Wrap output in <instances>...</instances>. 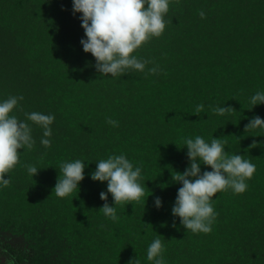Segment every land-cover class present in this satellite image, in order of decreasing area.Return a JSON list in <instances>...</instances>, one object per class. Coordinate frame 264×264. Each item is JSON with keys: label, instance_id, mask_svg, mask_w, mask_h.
Wrapping results in <instances>:
<instances>
[{"label": "trees", "instance_id": "trees-1", "mask_svg": "<svg viewBox=\"0 0 264 264\" xmlns=\"http://www.w3.org/2000/svg\"><path fill=\"white\" fill-rule=\"evenodd\" d=\"M165 20L164 33L134 53L148 62L144 72L100 77L72 0H0V100L23 96L14 113L21 120L33 111L55 117L49 147L32 125L35 143L19 150L0 190V234L11 239L0 253L15 264H153L146 254L156 238L166 264H264V132H245L251 118L264 119V105L249 102L264 91V0H170ZM223 106L235 111L213 112ZM196 136L221 138L256 167L244 193L213 198L207 234L186 233L172 215L182 186L172 174L190 166L184 142ZM120 154L141 167L145 195L117 205L112 221L99 212L107 184L91 173ZM76 159L86 163L85 179L59 198L60 167ZM107 203L114 206L110 194Z\"/></svg>", "mask_w": 264, "mask_h": 264}, {"label": "clouds", "instance_id": "clouds-1", "mask_svg": "<svg viewBox=\"0 0 264 264\" xmlns=\"http://www.w3.org/2000/svg\"><path fill=\"white\" fill-rule=\"evenodd\" d=\"M169 5L170 0H72L73 14H79L86 37L80 43L83 51L95 58V68L100 77L122 76L129 71L144 72L148 62L138 59L134 53L152 38H159L164 33ZM200 15L203 17L204 13ZM148 72L156 74L158 67H152ZM22 100L23 96H9L0 100V190L11 183L9 173L24 154L19 150H30L35 143L32 125L42 129L40 143L44 147L51 144L48 138L52 136L54 115L33 111L25 113V119L21 120L14 113L19 110ZM249 102L253 108L264 105V91H257ZM203 109V104L196 106L197 113ZM234 111L226 106L213 109L220 116ZM107 123L118 127V121L108 119ZM250 130L264 132V119L260 116L251 118L245 132ZM184 143L190 166L183 173L172 174L173 182L182 185L178 189L172 215L180 219L186 233L207 234L212 231L217 216L213 198L228 189L234 194L244 193L256 167L243 155L226 151L221 138L213 137L206 142L203 137L196 136L194 139L187 138ZM95 164L91 179L107 184V192L100 193V199L105 203L99 212L116 221L117 205L139 203L145 195V185L140 183L142 169L134 166L124 154L110 155ZM201 166L211 171L202 173ZM85 168L86 163L80 159L64 162L53 193L64 198L79 189L85 179ZM40 170L35 165L27 166V173L33 177ZM109 194L114 206L107 203ZM154 204L160 209L162 200L156 197ZM162 253L163 243L156 238L148 246L146 258L153 264H166ZM130 264H140L139 258Z\"/></svg>", "mask_w": 264, "mask_h": 264}, {"label": "rangeland", "instance_id": "rangeland-1", "mask_svg": "<svg viewBox=\"0 0 264 264\" xmlns=\"http://www.w3.org/2000/svg\"><path fill=\"white\" fill-rule=\"evenodd\" d=\"M0 235H1L0 248L2 249L3 243L9 242V240H11V239H10V236H8V235H5V234H0ZM0 259H1V262L3 264H15V262L13 260L8 259L4 254H1V253H0Z\"/></svg>", "mask_w": 264, "mask_h": 264}]
</instances>
